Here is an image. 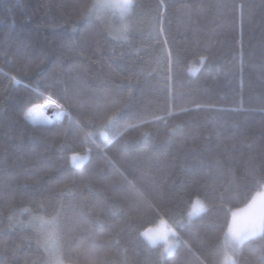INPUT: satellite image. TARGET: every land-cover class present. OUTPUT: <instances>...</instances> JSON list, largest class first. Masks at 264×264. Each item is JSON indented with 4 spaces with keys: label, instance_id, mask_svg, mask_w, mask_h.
<instances>
[{
    "label": "trees",
    "instance_id": "obj_1",
    "mask_svg": "<svg viewBox=\"0 0 264 264\" xmlns=\"http://www.w3.org/2000/svg\"><path fill=\"white\" fill-rule=\"evenodd\" d=\"M89 2L0 0V264H47L32 220L60 204L66 264H199L183 244L161 262L160 245L149 247L129 227H152L159 218L134 207L118 168L151 185L173 218L198 192L207 211L177 231L205 264H218L221 197L232 211L247 207L261 191L252 177L264 174V0H164L161 9L160 0H135L124 40L109 35L120 23L112 15H82ZM165 38L176 60L171 80L157 64ZM201 55L206 62L192 75L188 62ZM37 89L59 92L79 117L110 114L122 100L112 135L128 130L108 151L116 164L106 161L102 142L84 141L66 117L52 127L26 120ZM169 110L180 114L153 119ZM87 149L88 162L73 167L69 158ZM65 186L70 191L58 196ZM117 205L124 211L112 216ZM240 264H264V240L246 242Z\"/></svg>",
    "mask_w": 264,
    "mask_h": 264
},
{
    "label": "snow or ice",
    "instance_id": "obj_2",
    "mask_svg": "<svg viewBox=\"0 0 264 264\" xmlns=\"http://www.w3.org/2000/svg\"><path fill=\"white\" fill-rule=\"evenodd\" d=\"M137 5L135 0H90L82 8V15L85 18L100 17L104 14H110L114 19L119 20V26L109 29V35L115 32L114 39L124 40L127 39L128 34L131 32V26L127 21L131 18ZM158 9L164 8V0H160L157 5ZM243 5H241V10ZM155 19L159 22L160 27L157 29V35L162 36L164 33L163 13L158 11ZM164 47L162 48L161 57L157 59L158 65H163L164 75L171 80L174 75V67L176 60L170 48L167 47V39L162 41ZM206 56H199L196 61H189L187 71L192 75L198 72L206 62ZM13 84H21L22 81L14 75L9 76ZM36 103H32L30 107L24 112V118L32 123L34 127H52L55 122L63 121L66 117L69 122H75L76 126L80 129L82 139L84 141H96L97 139L102 142L105 147L100 149L106 161L110 164H116V161L108 155L110 142L114 143L117 140L123 139L127 128L119 135L113 136V130L119 125L123 109L116 106L123 104V101H114L113 110L111 113H106L102 110H97L90 116H74L71 103L68 99L62 96L55 90L35 92ZM181 112L188 111L184 108ZM51 113L48 115L47 113ZM180 113L169 110L166 116H154L155 121L166 120L174 115ZM144 123H150L145 121ZM178 127V126H177ZM176 128L168 129V134L172 135ZM148 135V133H144ZM91 149H87L84 155L73 154L69 159L73 167H81L89 160ZM122 181L127 185V193L135 196L134 207L139 211L145 207L150 209L153 219L159 218L155 227H143L135 225L129 221V227L137 232L138 236L147 241L149 247H155L158 242H163V249L159 254V259L164 262L167 258L173 256L176 249L183 244L189 253H192L199 264H205V259L197 254L198 249L196 246L184 240L177 229H184L186 225H191L194 220L200 217L207 211V205L204 199L198 192L190 193L188 199L184 202L186 211L180 214L179 218H173L175 212L171 208H167L163 201L160 199L158 192L147 183L140 181L136 178L135 174L129 175L126 171L119 169ZM254 185L259 187L256 196L247 205V210L241 214L237 211H232L221 197V207L224 210V221L220 225V235L215 237L216 243L214 249L220 259L218 264H240V256L242 254L243 246L248 241L264 240V174L254 175L252 177ZM70 189L65 186L57 195L63 197ZM259 198V203H257ZM102 205H108V199L105 198L101 201ZM112 216L119 215L124 211L122 205L110 207ZM27 211V210H26ZM63 212V205L60 204L53 210L49 217L33 216L32 223L36 226V231L42 237L41 242L47 252V264H64L63 258L60 253L58 244L60 221ZM230 213V218H229ZM171 219V224L168 219ZM10 219H12L10 217ZM97 219V223H101ZM143 230L141 231V228ZM118 243V242H117Z\"/></svg>",
    "mask_w": 264,
    "mask_h": 264
},
{
    "label": "rangeland",
    "instance_id": "obj_3",
    "mask_svg": "<svg viewBox=\"0 0 264 264\" xmlns=\"http://www.w3.org/2000/svg\"><path fill=\"white\" fill-rule=\"evenodd\" d=\"M48 115H51V113L49 112V113H47ZM79 155H84L85 153H78ZM89 157H90V154H89ZM72 164V163H71ZM84 166V165H83ZM257 200H259V198H257ZM247 210V207H244V208H241L240 210H238L237 212H240L241 214H243L245 211ZM157 224H155L154 226H152V227H155ZM158 246L160 245V247L163 249V242L162 241H160V242H158V244H157ZM156 245V246H157ZM64 264H66V263H64Z\"/></svg>",
    "mask_w": 264,
    "mask_h": 264
}]
</instances>
